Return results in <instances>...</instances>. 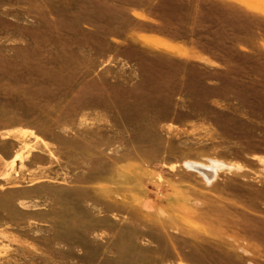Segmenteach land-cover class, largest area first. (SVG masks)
Here are the masks:
<instances>
[{"label":"rangeland","instance_id":"rangeland-1","mask_svg":"<svg viewBox=\"0 0 264 264\" xmlns=\"http://www.w3.org/2000/svg\"><path fill=\"white\" fill-rule=\"evenodd\" d=\"M263 4L0 0V264H264Z\"/></svg>","mask_w":264,"mask_h":264},{"label":"bare ground","instance_id":"bare-ground-1","mask_svg":"<svg viewBox=\"0 0 264 264\" xmlns=\"http://www.w3.org/2000/svg\"><path fill=\"white\" fill-rule=\"evenodd\" d=\"M263 5H264V4H263ZM194 168H195L196 170H198L200 173H202V174H206V170L203 169L202 167L194 166Z\"/></svg>","mask_w":264,"mask_h":264}]
</instances>
